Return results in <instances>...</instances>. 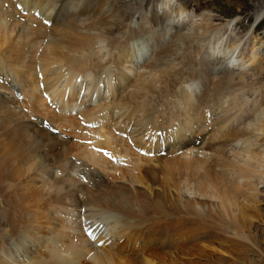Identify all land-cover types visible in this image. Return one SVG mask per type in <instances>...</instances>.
<instances>
[{
  "label": "bare ground",
  "instance_id": "1",
  "mask_svg": "<svg viewBox=\"0 0 264 264\" xmlns=\"http://www.w3.org/2000/svg\"><path fill=\"white\" fill-rule=\"evenodd\" d=\"M126 1L120 0L117 11L107 13L104 0H81L75 9L65 12L61 5L64 0H0V141L2 137L8 140L0 146V188L5 184L8 191L6 204L10 209L6 222L14 237L13 241L6 243L0 234V264H186L183 259L189 257V251L178 248L185 246L187 240L195 235L213 237L208 243L193 245L197 253L216 246L212 251L231 255L235 250L246 256L243 263L234 259V264H264V249L261 248L264 241L253 235L257 231L255 225L264 224L259 208L264 201L257 199L261 193L259 187H264V152L254 151V141L264 134V106L258 111L259 106L254 105L257 98L249 103L243 96L244 91L255 93V84L244 82L243 75L234 79L219 76L214 83L204 77L207 80L205 90L202 95L195 94L194 101L192 91L195 93V87L188 83L181 87L185 75L183 69L194 61L187 58L193 44L200 36L208 42L217 36L218 26L203 18L199 24L191 25L187 34L173 36L166 44H162L164 38L154 40V62L143 66L141 73L136 67L135 72L139 73L132 79L130 76L128 79L120 77L113 85L111 75L108 78L107 67L115 62L122 68L118 73L124 71L129 74L131 68L127 66L125 70L123 66L128 65L130 59L138 58L132 57L136 46L147 43L148 47L151 42L145 41L148 32L144 36L143 29H134L131 31L134 37L130 39L139 38V44H130L133 40L129 37H124L127 40L122 39L123 42L120 39V44H117V34L123 33L127 22L140 13V6L146 2L135 0L138 7L133 16L126 19L120 15ZM17 4L21 6L20 12L32 9L26 21L30 24L17 19ZM58 4L59 12L52 13ZM45 12L47 17L37 18V13ZM44 20L50 21V28L44 25ZM155 22L157 20L152 14L151 23ZM102 42L107 51L103 56L99 51L93 52V47ZM262 46L260 43L256 48L259 50ZM254 47L251 49H256ZM144 51L143 48L139 53ZM232 51L233 48H226L223 59L227 57V67L236 57ZM259 52L264 53V47ZM207 56L208 61H203V65L214 61L213 55L208 53ZM36 67H39L38 71ZM78 77L84 80L85 89H90L86 97L94 96V90H99L102 82L110 87L111 94L120 92L119 88H122L116 102L117 120H123L126 127L135 114H140L135 127L149 130L156 139L154 146L151 144L150 147L153 151L145 149L147 153L164 148L165 155H168L166 149L172 146L171 150L182 148L176 153L184 151V154L176 160L163 161L166 167L162 174L155 166L146 170L138 166L147 161L135 155L128 141L117 137L112 130L94 133L90 137L89 149L67 146L64 141L58 142L49 132L28 122L36 115L46 118L60 134L70 133L71 128L83 130L78 127L74 116L69 117L83 107L79 97L81 90L74 89ZM192 79L195 81L197 77L191 75ZM40 83L45 85L43 89L39 88ZM244 87L245 90L242 89ZM5 93H10L12 99L4 101ZM20 96L21 102L18 103L15 100ZM46 96H50L51 105L47 104ZM53 103L58 105L59 114L51 112ZM8 104H12L13 109L27 108L31 114L27 117L20 111L17 115L8 108ZM161 107L163 111H160ZM210 112H215L214 119ZM254 112L259 113L255 118L251 117ZM88 115L89 119L94 118L92 111ZM250 117L254 119L237 128L239 123ZM23 118L28 120L22 122ZM233 120L239 122L236 127L232 126ZM214 126L217 136H224L214 138ZM229 129L230 132L227 131ZM208 130L210 134L212 132L211 144L200 140L204 134H209ZM168 132L171 136L167 138ZM197 133L204 137H189ZM84 137L80 136V140ZM216 140L220 142L218 145ZM234 142L236 145L244 143V150L233 153L232 158L224 155V149ZM64 145L63 151L57 149ZM93 146L107 150L119 163L124 157L127 160L122 164L133 161L129 164L131 167L121 172L120 179L126 178L129 185H141L146 192L134 191L129 185L125 189L110 187L104 176H108L106 171L110 172V167H115V164L94 152ZM67 148L76 152L78 158L74 163L66 160ZM191 149L200 151L199 157ZM210 153L218 158L212 164L208 162ZM160 160L158 158L155 162ZM75 166H79V175L88 179L89 190L88 184L85 186L78 175H73ZM117 168L113 171L118 172ZM56 169L60 170L62 177L49 181V177L54 178L49 171ZM135 170L137 175H132ZM18 181L30 183L33 195L29 196L25 191L20 193L16 185ZM80 189L83 193L77 196L83 204L75 209L79 200L74 193ZM84 207L89 212L86 216L81 213ZM147 216H150L149 220L144 219ZM153 218L158 219L155 225H165L167 236L161 240V247L166 250L160 254L131 258L137 242L143 245L154 241L149 236L156 228L150 227V219ZM5 225L0 224V227ZM29 246L34 247V251Z\"/></svg>",
  "mask_w": 264,
  "mask_h": 264
},
{
  "label": "rangeland",
  "instance_id": "2",
  "mask_svg": "<svg viewBox=\"0 0 264 264\" xmlns=\"http://www.w3.org/2000/svg\"><path fill=\"white\" fill-rule=\"evenodd\" d=\"M90 1H95V0H90ZM104 1L106 3V0H104ZM128 1L129 0H127L126 4L123 5V8H122V11L120 14V15H122L123 18H126V19L133 16V12L138 7V3L135 0H130L129 2ZM147 1H148V4H147ZM80 2H81V0H64V3L61 4L63 12L71 10L72 8L75 9V5H78ZM20 3L23 5L22 1ZM105 3H104V5L106 7L107 13H108V11L113 13V12L117 11L116 9L119 7L120 0H108V3H106L107 6ZM5 7H6V5H5ZM59 7H60V4H58L56 6V8L52 11V13H54L55 11H57V13H58ZM140 7H141L140 13L138 15H136L132 21L127 22V28L126 29H122L123 35L121 33L119 35L117 34V36L115 38H117L116 39L117 41L119 40V43H117V44H120V39H121V42H123L125 38L128 39V37H129V39H130L131 37L132 38L134 37V35L131 34V31H133L134 29L135 30H141V31L143 29L144 30L143 31L144 36L146 34L145 32H148L147 35L145 36V38H146L145 41L147 42L148 40H150L151 42L148 45V47H146L147 43H145L144 45L138 46V47L136 46L137 49H136L135 53L132 54V57L138 56V58H136L135 60H134V58L130 59V61L127 62L128 65L125 64L124 65L125 67L123 66V68H125V70L129 67L131 68L132 71L130 70L129 74H125L127 72H124V71L118 73L119 72L118 70L121 67H118L119 64H116L115 62H113L112 64H110L107 67V69H108L107 75H108V78H110V75H111L113 85L115 83V80L119 79L120 77L128 79V76H130L132 79L135 74L137 75L139 72L141 73V71L144 70L143 66H146L147 64H149L151 62H154L153 53H154V48L156 45L154 40L160 39V41H161V38H164V43H162V44H166V43L171 41V37H173V36L176 37V36H180L179 34H184V33L187 34L189 32V29H191V25H193L195 23H196V25L199 24V22H201V19H203V18L204 19H210L214 26H218L217 27L218 32L216 33L217 36H215L209 42H208V40L204 41L205 39L200 38L201 37L200 36L198 42L196 41L194 43L195 45L193 44V46H192L193 48L191 47L192 51H190V50H189L190 52L187 51V53L189 52L187 58L188 59L192 58V59H190L191 61L194 59V61H193L194 63L193 62L190 63L192 66L187 64L188 67H184V69H183V71H184L183 73L185 74L184 75V83L181 84V87L185 83H188V84L193 85L195 87V90H194L195 93L192 91V96H193L192 99L194 101L195 94L196 95L197 94H199V95L203 94V91L205 90L204 89L205 88L204 83L207 81L206 79L212 80V83H214V82H216V78H219V76L224 77V78L225 77L226 78H229V77L232 78L233 77V79H234L238 76L242 77V75H243L244 82L254 83L255 85L253 87L257 90L253 94H251L250 91H249L250 93L247 91H244V95H243L244 98L246 100H248L249 103H252L253 100H255V98H257V101L254 103V105L257 104V106H259L260 109L258 108V111L262 110V107L264 106V53L261 54V52H259V51H261V49L264 47V0H146V2L143 5H141ZM30 10H32V9H30ZM30 10L25 9L23 12H20L19 8H18V10H17V12H18L17 17L18 18L17 19L20 20L21 23H25L27 21V19H29V16L31 14ZM45 14H46V12L44 14L43 13L40 14L39 17H37V18L41 17V19H42V18L47 17V15H45ZM152 14L154 15V17L157 20V22H155V23H151ZM113 15H115V13ZM22 16H25V17H22ZM150 18H151V20H150ZM26 23L30 24L28 22H26ZM43 23H44V21H43ZM50 25H51V23H50ZM50 25H45V26L50 28ZM226 26L228 28H226ZM49 28H48V31L50 30ZM49 35H50V33H49ZM160 36H162V37H160ZM122 39H123V41H122ZM127 39H125V40H127ZM138 39L139 38H137L135 40L130 39V40H133L130 42V44L138 43L137 42ZM260 43H262L263 46L261 47V49L258 50L256 47ZM104 45H105L104 42L96 44L93 47V52L99 51V54L101 56H103L107 52L106 50H104ZM252 46H255L254 48H256L257 50L254 48H253L254 50H252L251 49ZM143 48L146 51H144L145 53L140 54L139 51L142 50ZM226 48H228V49L233 48L232 54L234 53V57L236 56L233 59L235 62L232 60V62H230V64H229V67H227V65L225 63L227 57L225 59H223L224 55H226ZM224 50H225V52L223 53ZM255 50H256V52H253ZM39 53H40V50L37 53V57H38ZM208 53L210 55H213L212 60H214V61L203 65L204 63H206L208 61V59H207V57H209V56H207ZM216 55H217V57H216ZM215 57H216V59H214ZM203 58H204V60H203ZM111 60L113 61V56H112ZM203 61H205V62L203 63ZM132 62H134V63H132ZM189 66H191V67H189ZM238 66H240V67L238 68ZM136 67L139 69V72H135ZM218 67H220V68H218ZM36 69L38 71L39 67L38 68L36 67ZM198 70H199V72H198ZM131 72H133V73H131ZM102 75H103L102 77H104V74H102ZM186 75L188 77L185 79ZM191 75L197 77V79L195 81L193 79L190 80ZM39 76H40V73H39ZM87 80H90V79H87ZM185 81H187V82H185ZM102 83L99 84V90H94L93 94L94 93L95 94H94V96L92 95L91 97H86V94L88 92L87 90H90V89H87V90L85 89V87H86L85 82H84V80L80 79V77H78L77 83L74 86L75 90H77V88L81 90L79 97L81 96V98H82L83 107H82V110L80 109V112H77V114L72 113V114H70V116H69V114H66V116H69V117L74 116L78 121V127L82 128L83 130L79 129V131H78V129L71 128L70 133H68L66 131L63 134L62 133L60 134V132H58L56 129H54L53 125H50L51 123H49V121L46 118L37 117L36 115L32 116L29 120L27 119L28 122H32L31 124L34 127L36 125L35 128H39L41 130H46L47 132L50 133V135L52 137H55L58 142L64 141L67 144V146L76 145V146H79L81 148L89 147V149L91 147L90 144H86L85 142H86V140H91L90 137L94 133H98V132L102 133V132H106V130L107 131L112 130L113 133H116L117 137H120L123 140L128 141L129 146L132 148L133 151H135V155H137L141 159L144 158V160L147 161V162L141 163L142 165L140 164L138 166H140L143 170L150 169V168L155 166L163 174L164 173V167H166L165 162L170 161V160H176V159H178V157H181V155L184 154V151L182 153H176V152H178L182 148L181 149L175 148V149L171 150L172 146H168V148L167 149L165 148V149L168 150L169 154L167 152L168 155H160V153L165 154L166 151L164 150V148L161 150L158 146V148L160 150L158 149L154 153L153 152L147 153V151L145 149H147L149 151H153V150H151L150 147H151V144L154 146V144L156 143V139L155 138L153 139V136L151 135L149 130H147L145 128L140 129L139 127H135L137 125V121H135V120L138 118V116L140 117V114L139 115L135 114V117L132 119L131 123L128 126H126L127 127L126 128L125 125L123 124V123H125V122H123V120H121V119L117 120V117L119 115L117 112L116 102L118 100V95H120L122 93L121 92L122 88H119L120 92L119 91L118 92L120 94H118V92L115 93L114 91H113L114 94H111L110 87H107L106 85H104ZM44 87H45V85L43 86V83L39 84L40 89H43ZM126 87H127V85H126ZM242 89L245 90L246 88L244 87ZM247 89H248V87H247ZM113 90H114V88H113ZM127 92H129V88H128ZM3 97H4V101H6V99H8V100L12 99L10 93L9 94L5 93L3 95ZM20 98H21V96L18 97L15 101L20 103L21 102ZM45 99H46V102L48 105L52 104L50 96H46ZM155 100H156V98H155ZM170 100H172V99H170ZM92 102H94V103H92ZM8 105H7L8 108L13 113H16L17 115L20 113V111H21V113L25 114V116H27V117H29L31 114L30 110L27 108H23L21 110L17 109V108L13 109L12 104H8ZM251 106H253V105H251ZM94 107H95V109H93ZM104 107H105V109H104ZM51 108L50 109H51L52 113L59 114L60 111H59L57 104L53 103ZM163 110H164L163 107H161L160 111H163ZM53 111H55V112H53ZM86 111H88V112L92 111V117H94V118L89 119L90 116L88 115V112H86ZM214 113L213 112L209 113L212 115L210 117L211 118L213 117V119L215 118V114H217L218 111H216L215 114ZM254 113L252 114L251 117L255 118L259 113H257V112H254ZM173 116H174V114H173ZM251 117L248 118L247 120H245L243 123L235 122L233 120L232 126L236 127L239 123L237 128L240 129L241 126H243L245 123L249 122L250 120L252 121L254 119ZM27 120H26V118H23L22 122L27 121ZM235 120H236V118H235ZM157 123H159V121ZM92 124L97 125V127L96 128L91 127L90 125H92ZM100 126L104 129L102 130V128ZM134 127H135V129H134ZM214 127L215 128H213L212 132L215 131V133H214V138H215L217 136L218 132L216 131V126H214ZM99 128H100V131H99ZM86 129H88V130L86 131ZM227 131L230 132L231 130L229 129ZM208 132H209V134H204L205 137L202 136V134L198 135V133L196 135H192L189 137L191 139L195 138V137L196 138L204 137V138H201V139L198 138V139L205 141L206 144H211V141L213 139L212 138V132H211V134H210V130H208ZM228 132H226V133H228ZM73 133H75V135H73ZM123 133H128V135H122ZM66 134H68L69 136ZM184 134L186 135V133H184ZM146 135L148 136V138H146ZM80 136H81V138L83 136H86V137H84L83 140H80ZM169 136H171V135L168 132L167 138ZM220 136H224V135H220ZM220 136H217L216 138L218 139ZM124 138H127L128 140L124 139ZM221 141L222 140L220 139V142ZM7 142H8V140L6 138L2 137V139L0 141V146H2L3 144H6ZM198 142H200V141H198ZM220 142H218L216 140V143H217L216 145H218ZM161 144L164 147V143L161 142ZM236 144L237 143L234 142L232 145L226 147L223 151L224 155H229V157L232 158L231 155L233 153L236 154L239 151L244 150V145H243L244 143H242V144L238 143V145H236ZM254 144H256L254 151H256V152H262L263 151L264 152V134L261 135V137L258 138L257 141H254ZM62 148H66V145H64L63 147H58L57 149L63 151ZM139 149H142V150H139ZM66 151H67L66 154L68 155V156H66V160H68L69 163L71 161H72V163H74L73 161H76L78 158V157H76V152L72 151L68 148L66 149ZM193 151H196L195 154H197V155L200 152V151L197 152L196 149L195 150L191 149V152H193ZM197 157H199V155ZM146 158L149 160H147ZM158 158H160L162 160L155 162ZM204 158L205 157H202V159H204ZM121 159L122 160L120 161V163L119 162H117V163L112 162L113 165L115 164V167L114 166L110 167L111 168V169H109L110 172L106 171V173H108V176L107 175L104 176L106 182H108L110 187H112L114 189H122V188L125 189V187H127L129 185L127 179L126 178L120 179L121 178L120 176H121L122 171L131 167V165H129V164H132L133 161H132V163H129V164L124 163L125 164L124 165V164H122V162L123 161L125 162L127 160V158L124 157ZM151 160L153 161L152 163L149 162ZM217 160H218V158L216 156H214L213 153H210L208 155V162L209 163L212 164L213 162H216ZM163 161H165V162H163ZM78 167L75 166V169L73 168V175L74 176L78 175L79 181L82 182L83 184H85V186H86L88 184V179L82 178L79 175V173L77 172ZM116 167H118L117 169H119L118 172L116 171L117 173L115 171H113V169L114 168L116 169ZM51 173L53 174L54 178L49 177L48 178L49 181H53L54 179H58L59 177H62V173L60 172L59 169H56L54 171L50 170L49 174H51ZM131 173H132V175H133V173H134V175H137L136 170L131 172ZM111 174H112V176H111ZM113 176H114V178H113ZM153 180H154V177H153ZM1 182L2 181L0 180V183ZM92 183L93 182H90V184H92ZM16 185H17V189L21 190L20 193L25 191L26 193L28 192L29 196L33 195V192H32L31 187H30V185H31L30 183H27L26 181L21 183L20 181H18L16 183ZM129 186L134 191L146 192V189L141 185L132 184ZM86 187H87V189L90 188L89 184ZM259 190L261 193L257 196V199H259V201H261V200L264 201V192H263L264 187H261V188L259 187ZM75 192L76 193H74V195H76L77 201H78L79 199H78L77 194L83 193V190L80 189L78 192L77 191H75ZM7 195H8V191H7L6 186L4 184L3 188H0V224L1 225L6 224V225L0 227V234H2L3 241L6 243L7 242L9 243V242L13 241L12 239L14 237H13V232H11L9 227H7L8 223L6 222V220H8V218H9V217L7 218L6 216L8 215V212L10 209V206L8 205V207H7V204H6ZM61 197H63V193H61ZM82 204L83 203L79 200L77 206L71 205V207L73 208V206H74L75 209H79V207ZM85 208L86 207L81 208V213L86 216L89 214V212H87V209H85ZM259 208L261 211V215L264 216V203L259 204ZM15 210L16 209H14V211ZM12 216L13 215L11 214L10 218ZM50 217L52 218V216H49V218ZM147 217L148 218H144V219L149 220L150 216H147ZM144 219H141V220H144ZM151 220H152V222H151ZM9 221L11 222V220H9ZM156 221H158V219H154V218L150 219V222H151L150 227L156 226V228H155L156 230L154 229V231H153L154 233L151 232V234L149 235L150 237H152L154 239V241L150 240L147 243L144 242L143 245H141L140 243L138 244V242H137L136 246L134 247V250H135V254H133L134 257H131V258L138 259L141 256L144 257L147 255H155L158 253L160 254L161 252H164L166 250L164 247H161V240L165 239L167 236V231L165 228H163L165 225H163V224L162 225H159V224L155 225L154 223ZM255 226L257 227V231H255L253 233V235L258 236L259 241L263 242L264 241V224L263 225L256 224ZM148 227L149 226H147L146 229ZM56 236H58V235H56ZM210 237L211 236L195 235L194 237L187 240V243L185 244V246L179 247L178 249L184 248V249L189 251V254H188L189 257L187 259H183L184 260L183 263H186V264H234V263H236L234 259H238V262L242 261L241 263L244 262L243 259L246 256H244L243 254L238 253L232 249H228V250L233 251L231 255L230 254L225 255L222 252L212 251V249H216V246L212 247L211 250H206L204 253H197L196 249L193 248V245H195V244L200 245L202 243H208L209 241H211V239H213V237H211V238ZM263 244H261L262 249H264ZM29 248L32 249V251H34V247L29 246ZM29 248H28V250H30ZM104 249H106V248L104 247Z\"/></svg>",
  "mask_w": 264,
  "mask_h": 264
},
{
  "label": "snow or ice",
  "instance_id": "3",
  "mask_svg": "<svg viewBox=\"0 0 264 264\" xmlns=\"http://www.w3.org/2000/svg\"><path fill=\"white\" fill-rule=\"evenodd\" d=\"M17 7L20 8L21 6L20 5H17ZM36 15L39 17V13H37ZM44 24L45 25H49L50 24V21L49 20H44ZM90 126L93 127V128H96L97 127V125H95V124H92Z\"/></svg>",
  "mask_w": 264,
  "mask_h": 264
}]
</instances>
